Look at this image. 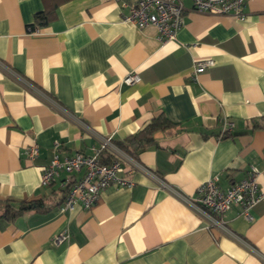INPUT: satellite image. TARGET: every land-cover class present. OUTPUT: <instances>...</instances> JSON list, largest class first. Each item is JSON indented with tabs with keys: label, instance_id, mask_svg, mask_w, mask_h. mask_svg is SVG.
<instances>
[{
	"label": "crops",
	"instance_id": "0c3cea01",
	"mask_svg": "<svg viewBox=\"0 0 264 264\" xmlns=\"http://www.w3.org/2000/svg\"><path fill=\"white\" fill-rule=\"evenodd\" d=\"M134 1L0 0V214L6 200L43 203L0 218V264H264V199L251 221L235 205L223 215L244 242L204 228L188 201L202 182L226 188L250 165L264 187V0H246L243 20L181 0L183 24L165 42L155 26L122 20ZM205 59L214 65L192 80ZM134 70L140 81L122 83ZM160 114L174 125L132 159L185 199L135 170L132 187L112 184L89 209L59 211L66 174L40 184L54 153L92 154L96 135L121 142ZM223 116L234 127L218 138ZM63 230L68 240L53 244Z\"/></svg>",
	"mask_w": 264,
	"mask_h": 264
},
{
	"label": "built area",
	"instance_id": "2783aa9c",
	"mask_svg": "<svg viewBox=\"0 0 264 264\" xmlns=\"http://www.w3.org/2000/svg\"><path fill=\"white\" fill-rule=\"evenodd\" d=\"M195 11L209 13L213 15H228L239 20L245 18L244 5L246 0H190ZM127 7V12H122V20L132 23L141 28L146 25H153L158 30L161 41L174 40L177 31L183 24L184 6L181 0H136L131 4L122 3ZM29 34L38 35V28L28 29ZM214 65L213 59H205L195 62L190 77L196 80L199 73L204 72L208 67ZM140 81L137 71L128 72L122 83L133 84ZM72 120L84 131L88 132L87 126L78 118L71 117ZM220 133L218 138L231 134L234 122L223 116L219 119ZM95 138L98 147L92 154L75 152L71 156L60 157L56 152L49 163L44 167L40 175V184L49 186L62 173L66 174L61 181V186L67 188L65 197L59 206L60 212L72 211L76 206L89 209L97 201L99 194L106 187L116 184L124 187H132V173L140 170L150 175L158 186L169 191H175L184 199L182 193L174 190L166 183L156 178L146 167L138 164L132 157L119 149L111 139V136H99ZM58 147V143L54 144ZM105 151L112 157L108 164L100 161V152ZM39 153V146L33 142L26 148V154L30 160L35 159ZM83 171L78 179L72 180L71 174ZM260 172L250 165L247 177L231 183L226 188H222L217 183V178H210L197 187L196 195L188 200L194 209L202 216L203 227L208 230L217 229L229 234L239 242H244L238 235L228 230L223 219L224 213L235 205L239 208V215L251 221L253 215L251 210L264 199V187L261 188L257 181ZM69 233L67 230L52 237L53 244H60L67 241Z\"/></svg>",
	"mask_w": 264,
	"mask_h": 264
},
{
	"label": "trees",
	"instance_id": "16d2710c",
	"mask_svg": "<svg viewBox=\"0 0 264 264\" xmlns=\"http://www.w3.org/2000/svg\"><path fill=\"white\" fill-rule=\"evenodd\" d=\"M48 20V14L42 11L38 12L35 16V23L38 25H44ZM173 125L174 124L166 116L160 114L136 133L127 136L121 142H114V144L128 156L134 157L138 151L154 142V134L157 131L167 129ZM99 154L102 163L108 164L112 161L111 155L107 152L101 151ZM65 190H67V188ZM33 204L36 205L35 207H41L43 205L41 201L15 202L13 200H6L0 218L6 221H11L28 210V206H32Z\"/></svg>",
	"mask_w": 264,
	"mask_h": 264
}]
</instances>
